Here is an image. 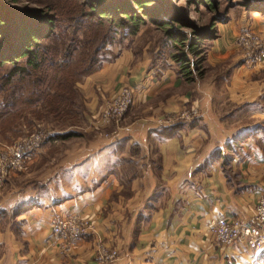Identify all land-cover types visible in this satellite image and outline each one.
Here are the masks:
<instances>
[{"label": "crops", "instance_id": "0c3cea01", "mask_svg": "<svg viewBox=\"0 0 264 264\" xmlns=\"http://www.w3.org/2000/svg\"><path fill=\"white\" fill-rule=\"evenodd\" d=\"M247 29L264 36V14L222 25L208 44L204 77L191 85L171 67L154 69L150 54L134 44L80 84L95 112L130 87L135 113L122 120L97 181L70 195L32 197V209L15 220L17 230L0 229V264H97V243L119 253L116 264H264V247L236 242L222 249L212 236L219 220L254 225L264 195V70L246 67L234 45ZM151 105L166 121L139 118ZM193 106L197 117L181 119ZM177 124L175 136L158 135ZM55 213L94 223L71 256L54 243Z\"/></svg>", "mask_w": 264, "mask_h": 264}, {"label": "trees", "instance_id": "16d2710c", "mask_svg": "<svg viewBox=\"0 0 264 264\" xmlns=\"http://www.w3.org/2000/svg\"><path fill=\"white\" fill-rule=\"evenodd\" d=\"M64 1L67 15L9 7L0 0V91L6 92L0 93V131L19 127L21 117L32 115L31 106L40 101L44 118L52 120L53 128L58 129L52 140L75 137L77 134L66 128L73 126L75 118L81 124L85 119L78 83L100 70V55L107 46L117 42L119 50L130 48L146 24L160 31L164 44L174 50L168 58L173 66L164 62L166 58H153V68L171 67L184 84L191 85L205 74L202 65L206 57L200 49L202 41L216 39L215 26L228 21L226 14H220L217 0H184L190 6L203 5L216 16L207 28L196 23L185 27L186 18L175 17L167 7L161 9L160 0ZM240 3L250 13L264 14V0H242ZM74 36L78 38L73 40ZM19 90L26 94L23 101L28 106L23 104L24 110L16 112L15 92ZM16 113L21 115L17 118ZM181 127L177 124L162 128L158 135L173 137ZM227 161L224 160V167ZM32 207L30 202H23L13 210L11 219L16 220ZM4 217L5 212L0 211V222Z\"/></svg>", "mask_w": 264, "mask_h": 264}, {"label": "rangeland", "instance_id": "374dc122", "mask_svg": "<svg viewBox=\"0 0 264 264\" xmlns=\"http://www.w3.org/2000/svg\"><path fill=\"white\" fill-rule=\"evenodd\" d=\"M241 1L242 0H217L216 2L219 5L220 14H226L228 21L235 19L237 22H239V20L243 22L257 12L250 13L246 11L241 6ZM2 2L9 7L28 9L42 14H68L66 11L67 3L64 0H2ZM159 7L161 9H166L167 7L170 11L172 10L174 12L175 17H178L179 19L182 18L181 20H185L186 18V21L188 22L184 25L185 27L188 26L189 23H196L200 24L203 28H207L212 19L216 17H214V15H212L203 5L190 6V4L186 3L184 0H160ZM228 21L226 23H228ZM226 23L215 26L218 35L219 28ZM77 38V36H74L72 39L76 40ZM133 40L134 46L138 49L140 48L141 51L145 49L146 52L150 54L151 58H166L164 62H166L168 66H173V62L168 58L174 50L168 48L164 44L162 33L156 30L152 25L146 24ZM211 41L213 40H204L200 45L202 56H205L206 58L208 50H210L208 44ZM124 44H122L121 47H124ZM132 45L130 47H132ZM119 46L120 45L117 42L111 43V45L107 46L106 50L101 53V68L104 63L115 58L120 51ZM155 50H157V54L154 53L156 52ZM237 51L242 57L241 51L238 49ZM152 53L154 54V57ZM205 62L202 65L204 69ZM86 79L77 85V89L80 93L79 96L85 108L83 112V117L85 119L81 124V122L75 118L72 120L73 126L66 128V131L75 132L77 134L75 137L65 141L52 140L51 137L58 131V129L53 128L54 126L51 124L53 122L52 120L44 118V110L41 109L42 104L39 103L40 101H36L31 106V109L33 110L32 115L21 117L23 120L19 127H15L11 130L5 128L0 131V154H5L6 149L20 139L32 136L36 133H44L46 140L43 142L40 150L35 154L37 155L36 160L32 164H27L20 172L13 173L11 178L0 188V211L5 212V217L0 222L1 230H17L18 224L15 220L11 219L10 216L13 210L20 206L22 202L28 203L32 197L41 195H45L48 198H54L57 190H59L61 194H73L81 191L87 185H91L102 175L104 167L108 161L106 158L109 155L110 146L115 140H118L121 135L122 120L129 115L130 112L131 114L135 113V111L132 112V110L136 106L137 101L135 100L134 106L117 122L112 121L109 125L103 128L95 129L93 124L97 121L101 110L96 112L95 110L89 111L86 106L85 99L80 92L79 87ZM1 82L2 80L0 79V83ZM118 91L120 90L118 89L117 92ZM2 92L6 93L4 90L0 91L1 94ZM117 92H115L111 99L107 100L105 104L110 103ZM15 93L16 101L18 102V104L15 105V110L16 112H19L20 110H24L23 104L28 106V104L23 101V99L26 98V94L23 95L20 90ZM29 99L32 98L30 97ZM158 108V106H148L139 118L146 121H154L159 124L166 121L165 118H160L162 112H160V109ZM16 114L17 118L21 115V113ZM6 120L8 121V117ZM115 134L117 136L112 138ZM65 183L69 184V189L64 187ZM84 222H87L90 227L93 226L94 228V223L91 219L83 217L82 224H84ZM56 246L60 254L63 256H71L76 248L72 247V252L66 255V253L61 251L59 245ZM99 248L110 250L101 243H97L96 259L100 256L98 251ZM1 250L2 249H0V251ZM97 264L100 263L97 261Z\"/></svg>", "mask_w": 264, "mask_h": 264}, {"label": "built area", "instance_id": "2783aa9c", "mask_svg": "<svg viewBox=\"0 0 264 264\" xmlns=\"http://www.w3.org/2000/svg\"><path fill=\"white\" fill-rule=\"evenodd\" d=\"M234 45L241 51L246 67L264 70V36L262 34L250 29L243 30L236 36ZM119 90L112 101L102 107L97 121L93 124L95 129L103 128L112 121L117 122L134 106L136 99L133 90L127 86L121 87ZM197 115V107L193 106L180 118L189 120ZM116 136L115 134L112 138ZM44 141V133H36L20 139L9 146L5 154H0V188L11 178L13 173L20 172L26 167L40 150ZM82 219V216L75 213L66 215L55 213L50 220L54 243H57L66 255L71 253V248L76 247L87 235L94 233L93 226L90 227L87 222L82 224ZM253 221L254 225L244 224L239 220L231 222L219 220L212 229L215 245L223 249L236 242H241L249 250H258L264 247V195L259 198L254 208ZM98 251L100 256L97 261L100 264H116L120 259L116 250L99 248Z\"/></svg>", "mask_w": 264, "mask_h": 264}]
</instances>
